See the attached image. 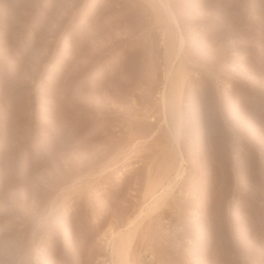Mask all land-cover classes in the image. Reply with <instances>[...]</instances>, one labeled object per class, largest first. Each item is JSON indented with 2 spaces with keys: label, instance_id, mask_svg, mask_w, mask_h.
<instances>
[{
  "label": "rangeland",
  "instance_id": "rangeland-1",
  "mask_svg": "<svg viewBox=\"0 0 264 264\" xmlns=\"http://www.w3.org/2000/svg\"><path fill=\"white\" fill-rule=\"evenodd\" d=\"M162 1L0 0V264H264V0Z\"/></svg>",
  "mask_w": 264,
  "mask_h": 264
},
{
  "label": "bare ground",
  "instance_id": "bare-ground-1",
  "mask_svg": "<svg viewBox=\"0 0 264 264\" xmlns=\"http://www.w3.org/2000/svg\"><path fill=\"white\" fill-rule=\"evenodd\" d=\"M162 1V0H161ZM163 2V1H162ZM167 3V2H165ZM160 5V4H159ZM166 5V4H165ZM170 18V17H169ZM175 20V19H174ZM176 23V22H175ZM175 35V34H174ZM173 36V35H172ZM171 55H176V51H177V48L181 49L182 46H183V39L182 37H179V36H173L172 39H171ZM172 58V57H171ZM172 63V62H171ZM172 68V67H171ZM169 70V69H168ZM169 78V77H167ZM172 86H171V89L168 93V95H166L167 97L164 98L163 100V103H164V106H165V109H166V104L168 103L169 104V107L168 109L170 110L169 114L171 116V120H172V123L173 125L175 126V128L178 130V126H179V120H180V117H179V111H178V98H179V94H180V90H181V85H182V81H183V72H178L177 75H173L172 76ZM162 101V100H161ZM163 109V108H162ZM168 114V113H167ZM165 117V116H164ZM166 120V119H164ZM174 128V129H175ZM178 134V133H177ZM176 136V134H175ZM178 171V170H177ZM178 174H180V171L178 172ZM177 176V175H176ZM176 178V177H175ZM170 183V182H169ZM164 186V185H163ZM168 189H169V186H167ZM166 188V187H165ZM167 189V190H168ZM164 190V189H163ZM165 191V190H164ZM159 192V191H158ZM156 192V193H158ZM163 192V191H161ZM166 192V191H165ZM160 193V192H159ZM161 194V193H160ZM164 194V193H163ZM167 194V193H166ZM161 196V195H160ZM155 197V196H154ZM157 197V196H156ZM155 197V199H156ZM159 197V196H158ZM157 197V199H159ZM161 198V197H160ZM154 199V200H155ZM150 202V201H149ZM158 203V201H157ZM143 210V209H142ZM145 211V210H144Z\"/></svg>",
  "mask_w": 264,
  "mask_h": 264
}]
</instances>
